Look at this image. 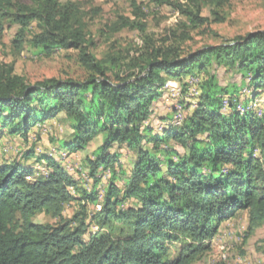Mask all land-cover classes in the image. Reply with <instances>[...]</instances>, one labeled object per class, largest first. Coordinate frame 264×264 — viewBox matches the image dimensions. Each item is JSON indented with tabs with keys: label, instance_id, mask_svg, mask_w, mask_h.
<instances>
[{
	"label": "trees",
	"instance_id": "trees-1",
	"mask_svg": "<svg viewBox=\"0 0 264 264\" xmlns=\"http://www.w3.org/2000/svg\"><path fill=\"white\" fill-rule=\"evenodd\" d=\"M225 1L148 0L179 12L194 28L209 23L203 7ZM131 7L132 18L118 14L111 30H138L145 46L135 56L120 51L98 58L80 1L0 0V40L14 28L15 49H38L47 57L74 50L86 71L84 79L29 83L12 66H0V135L28 139L61 115L70 129L53 151L25 153L42 163L45 176L36 178L34 167L0 163V264H194L240 212L247 215V236L264 226V115L222 113L224 97L264 100V31L184 52L177 42L159 45L146 32L143 5L132 0ZM213 64L236 70L241 85L223 86L209 70ZM190 77L200 78L196 108L184 109L181 126L170 118L157 132L151 120L165 85L176 81L187 92ZM244 87L251 99L242 97ZM97 137L99 146L83 159L93 181L89 192L54 151L81 152ZM123 148L134 155L129 177ZM72 201L83 202L80 211L64 219V204ZM84 202L93 205L89 216ZM40 213L60 221L36 222Z\"/></svg>",
	"mask_w": 264,
	"mask_h": 264
},
{
	"label": "rangeland",
	"instance_id": "rangeland-1",
	"mask_svg": "<svg viewBox=\"0 0 264 264\" xmlns=\"http://www.w3.org/2000/svg\"><path fill=\"white\" fill-rule=\"evenodd\" d=\"M72 1H80L81 9L89 14L88 30L91 31L96 40L97 46L93 48V51L98 58H103L110 52L120 51L123 52V55L135 56L139 53L140 48L145 46L144 34L138 30L129 28L117 32L111 30L118 14L132 18V0ZM137 1L143 5L147 14V34L152 35L161 46H168L177 42L184 52L206 46L226 44L238 35H244L248 32L264 31V0H227L221 5L205 6L201 15L208 17L209 23L200 28L192 27L185 16L173 11L170 7H156L150 4L148 0ZM95 8L101 10L98 15H95L93 11ZM14 34V28H8L0 40V66L5 68L12 66L14 74L25 77L29 83L52 77L60 79L69 77L84 79L86 77L85 69L77 60L76 51L60 50L50 57L40 54L38 49L28 47L19 51L15 49L13 44ZM209 70L216 72L223 86L241 85L242 77L236 70L220 67L217 64L211 65ZM246 88L248 87H244L242 91ZM181 92L175 94L174 91L170 92L169 90L166 92L168 103L162 100L160 105H158L159 101L155 103L156 114L154 116L155 123H153L157 132H162L160 129L165 128V119L173 118L176 106L184 107L186 114L195 108L198 103V95L195 92H184L183 88ZM248 98L251 99V93L248 94ZM258 98L262 99L261 97ZM261 104L264 107V100L261 101ZM69 130L68 122L64 120V115H61L46 122L44 126H39L31 131L28 139H24L20 135H11V137L6 138L7 135L2 134L0 135V163H19L34 167L36 178L37 176H45L44 171L46 169L36 165L34 160H28L25 153L29 150H35L36 153L53 151L57 140L65 137ZM100 140L101 137H97L83 152L89 150H91L90 153L94 152L99 146ZM171 143L178 151L183 152L182 147L174 142ZM54 154L58 158H62L63 153L54 151ZM121 154V158L124 160L123 165L126 166L127 170L132 166L134 155L128 154L127 157L126 153L122 152ZM66 158H68L70 165L69 170L80 186L89 192L93 191V181L87 178L85 174L86 166L82 157L67 154ZM60 162L62 161L60 160ZM73 193L80 196L75 191ZM80 202L82 201L64 204L63 218L70 219L76 212L80 211ZM84 203L88 209L87 216H89L92 213L93 205ZM35 221L43 224H55L60 221V218L40 213ZM263 245L264 226L257 227L253 233L247 236V215L245 212H240L221 227L213 239L211 251L199 257L194 264H214L220 261L225 264H264Z\"/></svg>",
	"mask_w": 264,
	"mask_h": 264
},
{
	"label": "bare ground",
	"instance_id": "bare-ground-1",
	"mask_svg": "<svg viewBox=\"0 0 264 264\" xmlns=\"http://www.w3.org/2000/svg\"><path fill=\"white\" fill-rule=\"evenodd\" d=\"M195 77H193L192 79H199V78H195ZM189 83H190V81H189ZM196 87H198V86H196V84H194V92H195L196 95H199V92H198V90H197ZM164 88L168 92H169V90L170 91H174L175 94H176V92L179 93V94L182 93L181 92V89H180L181 88L180 85H178V89H173V84H166ZM245 94H249V91L248 90H245L244 91V94L242 95V97ZM242 100L243 99L232 100L230 97H224L223 98V102H222V113H224L226 115H229V114L232 113L233 109H235L236 111H238L240 113L256 112L259 115V112H261L262 109H263V104H261V101H263V100H261V99H257V100H255V101H253L251 103H248V104L244 103ZM196 106H197V104L195 105V108H196ZM175 108H177V110L179 112V117L176 118L175 116H173V118H174L172 120L173 121V125H175V126H181L182 123H183V121H184V107H182V106H176ZM61 157L62 158H58V160L59 161L61 160L62 161L61 163L69 170L70 165L68 164V158H66L67 155L65 153H63L61 155ZM66 160H67V162H66ZM41 164H39V165H41ZM43 166H45V165H43ZM69 172H70V170H69ZM44 174H47V171H44ZM102 176L103 177H102L101 182H104V183L109 182V181H106L110 177L109 171L105 172L104 175H102ZM99 188H100V186H99ZM101 194H103V193L101 192ZM96 208L97 209H100L101 206L100 205H97ZM223 260H225V259L223 258Z\"/></svg>",
	"mask_w": 264,
	"mask_h": 264
},
{
	"label": "crops",
	"instance_id": "crops-1",
	"mask_svg": "<svg viewBox=\"0 0 264 264\" xmlns=\"http://www.w3.org/2000/svg\"><path fill=\"white\" fill-rule=\"evenodd\" d=\"M164 101V102H166V103H168L169 101L166 99V91H165V93H164V95L160 98V100H158L159 102H158V105H160L161 104V102L162 101ZM156 110V109H155ZM155 114H156V111H155ZM155 116V115H154ZM154 116H153V118H152V120H151V124H152V126L154 127V123H155V119H154ZM170 119V118H169ZM168 119V120H169ZM167 119H165V125H167ZM154 122V123H153ZM160 123V122H159ZM157 125V124H156ZM155 128V127H154ZM162 128H164V127H162ZM155 130H156V128H155ZM117 149V147L115 146L114 147V149L113 150H116ZM91 152V150H89V151H85V152H83V151H81V152H77V153H72V156H78V157H82V159H84V157L86 156V155H88V154H91L90 153ZM121 152H123V153H126L125 152V150L124 149H121ZM127 154V157H128V153H126ZM67 155V154H66ZM66 162H67V160H66ZM123 162H124V160H123ZM132 166H133V164H132ZM132 166H130V168L129 169H127L126 170V166H124V168H125V170H126V175H125V177H129L130 176V174H131V168H132ZM86 170L87 169H85V173H87L86 172ZM229 222V221H228ZM228 222H226L225 224H227ZM225 224H223V225H225Z\"/></svg>",
	"mask_w": 264,
	"mask_h": 264
},
{
	"label": "built area",
	"instance_id": "built-area-1",
	"mask_svg": "<svg viewBox=\"0 0 264 264\" xmlns=\"http://www.w3.org/2000/svg\"><path fill=\"white\" fill-rule=\"evenodd\" d=\"M200 82V78L199 79H192V77H190V86H189V92L192 93L194 92V84H198ZM167 84H173V89H178V85H180L178 82L176 81H168ZM170 92H173V91H170ZM244 92V91H243ZM196 104V102H195ZM264 115V108L262 109L261 112H259V116H263ZM173 116H175L176 118L179 117V112L177 110V108H174V114ZM28 180H32V179H29L27 178ZM105 184L104 182H101L100 183V192L103 193L104 195V192H105Z\"/></svg>",
	"mask_w": 264,
	"mask_h": 264
}]
</instances>
